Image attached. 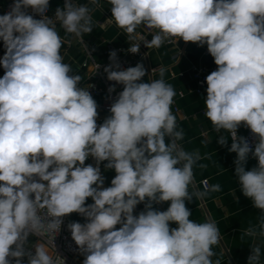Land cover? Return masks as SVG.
<instances>
[{
	"label": "clouds",
	"instance_id": "obj_1",
	"mask_svg": "<svg viewBox=\"0 0 264 264\" xmlns=\"http://www.w3.org/2000/svg\"><path fill=\"white\" fill-rule=\"evenodd\" d=\"M107 2L111 18L129 40L140 25L157 30L150 41L140 37L147 48H159L171 38L207 45L217 69L206 77L204 115L215 132L229 133L239 187L261 210L257 224L244 235L252 237L247 264H262L264 0ZM29 8L41 18L28 14ZM48 8L49 0H13L10 11L0 15L5 48L0 59L5 69L0 78V264H11L9 257L21 264L25 255L28 264H57L45 244L32 245L34 255L25 252V245L29 235L59 234L62 218L71 213L88 221L67 226L85 257L82 264H221L212 259L219 228L212 221L190 219L185 204L207 192L189 191L193 166L201 157L177 143L184 132L172 112L176 91L163 79L164 70L159 69L160 79L140 82L146 75L143 65L120 70L112 51L104 71L123 91L111 104L110 116L97 125L91 85L81 87V76L65 62L56 27L59 23L83 42L94 27L92 9L65 0L53 19L46 15ZM140 44L130 43L128 51L138 53ZM241 124L255 137L254 151L237 135ZM227 140L221 136L218 143L224 146ZM250 152L258 164L246 170ZM89 156L97 166H85ZM104 161L105 169L116 173L106 188L99 167ZM89 197L94 203L85 206ZM168 201L166 211L153 208V203ZM142 202L145 211L134 215ZM41 210H46L43 216ZM170 222L177 227L170 228Z\"/></svg>",
	"mask_w": 264,
	"mask_h": 264
},
{
	"label": "crops",
	"instance_id": "obj_2",
	"mask_svg": "<svg viewBox=\"0 0 264 264\" xmlns=\"http://www.w3.org/2000/svg\"><path fill=\"white\" fill-rule=\"evenodd\" d=\"M77 5H89L92 9L94 27L89 34H85L83 42L73 39L71 34L57 28L64 42L61 54L65 62L71 65L73 74H81V63L84 60V48L95 49L100 55L104 46L111 43L115 47L130 48L136 35L143 32V26L136 28L135 39L129 40L125 31L116 26L111 18V5L107 0H72ZM61 1L57 0L55 8L60 7ZM152 35L148 36V40ZM178 41V40H177ZM146 58L138 60L135 66L143 65L146 75L140 82L147 83L151 80L160 79L159 69L164 70L163 79L176 91L174 102L171 106L173 114L177 118L178 130L182 129L184 137L178 141V145L189 153L199 152L201 159L193 166V181L189 187L190 192H205L202 181L208 180L210 184L207 194L201 198L194 197L192 201H185L186 207L191 211L190 219L197 223L207 221L215 222L220 230V242L213 246L215 255L213 261L219 260L221 264H247L251 255L252 237L244 235L247 228L258 222L259 209L253 206L250 198L245 197L237 182L235 175V163L237 154L230 152L231 137L229 133L221 130L219 133L213 130L210 121L204 115L206 111L205 99H200L195 92L196 82L192 75V68L207 65L210 68L217 67L214 58L207 57L205 52L207 45L199 46L197 43L184 42L182 39L173 46L165 43L159 48L145 47ZM157 69L156 72H150ZM100 105L102 99H94ZM221 136H228L226 145L218 143ZM170 138H165L169 143ZM93 165L92 157L85 161L86 165ZM254 159L248 157L245 164L246 170L256 167ZM104 177L103 187H110L111 180L116 173L111 169L101 170ZM213 185H219V191H211ZM238 198V199H237ZM94 203L91 197L86 199L85 206ZM144 204L146 202H143ZM170 201L153 203V208L166 211ZM145 211V210H143ZM177 225L170 222V228ZM260 238H257V243ZM264 264V256L261 257Z\"/></svg>",
	"mask_w": 264,
	"mask_h": 264
},
{
	"label": "built area",
	"instance_id": "obj_3",
	"mask_svg": "<svg viewBox=\"0 0 264 264\" xmlns=\"http://www.w3.org/2000/svg\"><path fill=\"white\" fill-rule=\"evenodd\" d=\"M57 0H49V8L46 13V15L53 17L54 19V12L56 10L55 3ZM61 5L60 7H63L65 0H60ZM13 4V0H0V14H5L8 11H10V6ZM77 5V4H75ZM79 6V5H77ZM28 14L32 15L35 19H40L41 16L38 13H35L31 8L28 10ZM57 28H61L59 23L56 24ZM63 29V28H61ZM64 30V29H63ZM157 30L150 29L146 25L143 26V32L138 33L136 35L135 43H141L140 44V50L138 53L133 54L128 51L129 48H123V47H115L111 43H108L102 52V54L98 55L97 51L95 49H88L84 48V60L81 63V81L80 86L87 89L89 88V92L92 95L94 99H102L100 105H98L97 111H98V118H97V125H100L104 122V120L110 116V106L111 104L118 98V95L120 92L123 91V85L118 84L115 81H110L107 79V74L104 71V68L107 67L112 63L109 59V54L112 51H115L117 53V63L120 65V70H125L128 67H135V64L138 60H142L146 58L147 51L145 49V44L140 39V37H144L148 40V36L154 34ZM178 38H171L166 40L164 43L168 46H173L177 42ZM64 44V42H63ZM63 49V46L62 48ZM4 55V53H2ZM3 55H0V59H2ZM205 55L207 57H211L208 50H206ZM99 66V67H98ZM217 67L210 68L207 65H202L198 67L192 68V75L196 82V89L195 92L198 95L200 99H205L207 96V83H206V77L212 72L215 71ZM152 73V71H150ZM5 73V69L1 65L0 67V78L3 77ZM114 86L115 91L109 92V87ZM237 135L238 137H244L252 147V150L254 151L255 148V137L253 136L251 130L247 127H245L243 124L237 129ZM249 157L251 159H254L256 162V165L258 164V161L256 158H254L251 155V152L249 153ZM93 166L96 165L95 159L92 157ZM107 161L101 162L99 167L100 170L105 169V164ZM113 170V169H111ZM38 179V178H37ZM203 190L207 191L210 188V184L208 180H203L202 183ZM32 198H34V194L32 195ZM145 210V204L142 202L138 204L133 214L138 215L140 212ZM46 210H41L40 215L43 216ZM63 223L61 225V230L58 233H46L43 236H33L29 235L27 238V243L25 245V252L35 254V248L32 247L36 242H40L46 245L47 250L50 255L53 256L54 260L57 261V264H82L84 260V255H82L79 251L78 246L75 244V242L71 238V232L68 229V224L72 222H79L81 224H84L88 222L84 216L78 213H71L63 218ZM117 229L120 227V225L116 226ZM15 246H13L14 248ZM9 260L11 261V264H14V259L9 257ZM21 264H28V256L25 255L21 259Z\"/></svg>",
	"mask_w": 264,
	"mask_h": 264
},
{
	"label": "trees",
	"instance_id": "obj_4",
	"mask_svg": "<svg viewBox=\"0 0 264 264\" xmlns=\"http://www.w3.org/2000/svg\"><path fill=\"white\" fill-rule=\"evenodd\" d=\"M0 15H3V14H0ZM0 52L1 53H5V48L3 46V42L2 41H0Z\"/></svg>",
	"mask_w": 264,
	"mask_h": 264
},
{
	"label": "rangeland",
	"instance_id": "obj_5",
	"mask_svg": "<svg viewBox=\"0 0 264 264\" xmlns=\"http://www.w3.org/2000/svg\"><path fill=\"white\" fill-rule=\"evenodd\" d=\"M106 47V45L104 46V48ZM0 55H3L1 52H0ZM0 67H1V65H0Z\"/></svg>",
	"mask_w": 264,
	"mask_h": 264
}]
</instances>
